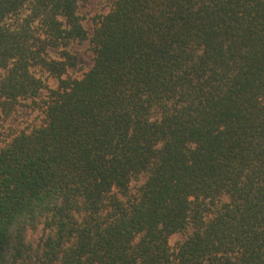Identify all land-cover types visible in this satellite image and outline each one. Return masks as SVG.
Returning <instances> with one entry per match:
<instances>
[{
  "label": "trees",
  "instance_id": "1",
  "mask_svg": "<svg viewBox=\"0 0 264 264\" xmlns=\"http://www.w3.org/2000/svg\"><path fill=\"white\" fill-rule=\"evenodd\" d=\"M79 2L0 0V264H264V0Z\"/></svg>",
  "mask_w": 264,
  "mask_h": 264
},
{
  "label": "rangeland",
  "instance_id": "2",
  "mask_svg": "<svg viewBox=\"0 0 264 264\" xmlns=\"http://www.w3.org/2000/svg\"><path fill=\"white\" fill-rule=\"evenodd\" d=\"M116 0H80L79 13L83 17V23L92 35L95 27V20L98 16L107 13ZM72 53L77 56L78 63L75 68H70L67 75L71 77H82L93 65L94 52L93 44L89 39L84 41H73L69 46ZM52 55L58 56L56 50H52ZM38 74L46 80L49 88H55L58 85V79L50 76L44 70H37ZM48 90H44L36 100L27 99L20 102L11 115L6 116L0 107V145L9 140L12 135L19 131H31L39 126L44 118L43 105ZM139 182H134L136 189ZM183 233H176L171 236L170 244L175 246L178 241L183 240Z\"/></svg>",
  "mask_w": 264,
  "mask_h": 264
}]
</instances>
